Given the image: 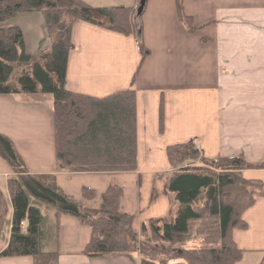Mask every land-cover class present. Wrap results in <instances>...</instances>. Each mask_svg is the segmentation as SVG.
Here are the masks:
<instances>
[{
    "label": "crops",
    "instance_id": "1",
    "mask_svg": "<svg viewBox=\"0 0 264 264\" xmlns=\"http://www.w3.org/2000/svg\"><path fill=\"white\" fill-rule=\"evenodd\" d=\"M87 1L93 5L139 3ZM182 2L191 16L190 28L179 14L177 0H146L143 11L137 12L149 48L142 63L134 33L83 18L72 26L74 47L69 52L66 87L98 96L123 88L136 91V169L88 172L59 167L52 96L48 92L0 93V131L14 140L30 171L54 173L63 190L85 204L100 199L118 177L125 187L123 208L137 213L134 226L140 237L149 218L176 210L175 195L168 189L172 167L168 145L192 140L206 157L240 154L248 161L264 162V0ZM25 40L28 49L26 36ZM242 172L264 186V166H247ZM13 174L12 165L0 154L4 246L13 224L8 185ZM83 185L96 189V196L85 198ZM33 202L42 211L41 246L58 251L59 264H142L140 250L87 254L83 249L91 234L89 224L70 213L58 215L52 204L35 198ZM243 217L247 225L232 230L243 249L239 264H264V194L256 195ZM0 264H34V257L0 255ZM165 264L188 263L174 258Z\"/></svg>",
    "mask_w": 264,
    "mask_h": 264
},
{
    "label": "trees",
    "instance_id": "2",
    "mask_svg": "<svg viewBox=\"0 0 264 264\" xmlns=\"http://www.w3.org/2000/svg\"><path fill=\"white\" fill-rule=\"evenodd\" d=\"M177 2L179 14L190 28L191 16L185 13L182 0ZM139 3L0 0V93L48 92L52 96L56 158L61 168L122 172L137 167L135 89L123 88L98 96L67 88L65 78L69 52L74 47L72 26L77 18L134 33L142 63L149 48L141 23L134 18ZM35 10L43 12L53 40L51 48L39 53L27 51L23 29L12 21L21 11ZM18 61L28 65L21 74L15 72ZM167 153L172 166L168 189L175 195L176 210L149 218L148 231L140 237L134 226L137 213L123 208L122 184L110 182L99 205L85 204L64 191L54 173L31 172L14 140L0 131V154L14 170L8 179L13 204L12 231L4 246L1 238L6 213L1 214L0 255L32 254L34 264H59V252L41 246L42 211L33 202L35 198L54 205L58 215L70 213L91 226L83 249L90 255L140 250L142 264H165L174 258H182L188 264H239L243 249L232 230L247 225L244 210L254 203L257 193L264 194L263 183L246 177L242 169L264 166V162H251L240 154L206 157L192 140L168 145ZM252 184H258L259 190ZM82 193L91 199L97 190L83 185ZM23 220H27L26 231L22 228Z\"/></svg>",
    "mask_w": 264,
    "mask_h": 264
},
{
    "label": "rangeland",
    "instance_id": "3",
    "mask_svg": "<svg viewBox=\"0 0 264 264\" xmlns=\"http://www.w3.org/2000/svg\"><path fill=\"white\" fill-rule=\"evenodd\" d=\"M99 1H102L104 3L123 2L119 0H99ZM91 2L93 3V1ZM64 15L66 17H70L65 12ZM134 18H136V15ZM12 21L16 24H19L22 27L24 34L27 38L28 52L39 53L42 50L51 48L53 40L47 28V24H46L47 21L42 11H36V10L21 11L13 18ZM26 67H28V65H26L25 62L18 61L15 63V72L17 74H21L24 71V68ZM197 161L200 162V159H198ZM113 182H120V179H118V177H115L113 179ZM252 187L256 190H259L258 184H252ZM101 199L102 197H100V199L96 198L95 200H87V202L90 205H98ZM146 231H148V226Z\"/></svg>",
    "mask_w": 264,
    "mask_h": 264
},
{
    "label": "water",
    "instance_id": "4",
    "mask_svg": "<svg viewBox=\"0 0 264 264\" xmlns=\"http://www.w3.org/2000/svg\"><path fill=\"white\" fill-rule=\"evenodd\" d=\"M145 3H146V0H140L139 6H138V13H141L143 11Z\"/></svg>",
    "mask_w": 264,
    "mask_h": 264
},
{
    "label": "bare ground",
    "instance_id": "5",
    "mask_svg": "<svg viewBox=\"0 0 264 264\" xmlns=\"http://www.w3.org/2000/svg\"><path fill=\"white\" fill-rule=\"evenodd\" d=\"M25 221H26V220H23V221H22V228H23L24 231L27 230V225H25Z\"/></svg>",
    "mask_w": 264,
    "mask_h": 264
}]
</instances>
